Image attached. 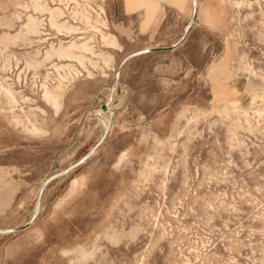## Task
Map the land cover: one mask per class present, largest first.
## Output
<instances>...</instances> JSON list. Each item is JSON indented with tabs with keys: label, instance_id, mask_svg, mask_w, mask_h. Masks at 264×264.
<instances>
[{
	"label": "rangeland",
	"instance_id": "obj_1",
	"mask_svg": "<svg viewBox=\"0 0 264 264\" xmlns=\"http://www.w3.org/2000/svg\"><path fill=\"white\" fill-rule=\"evenodd\" d=\"M0 264H264V0H0Z\"/></svg>",
	"mask_w": 264,
	"mask_h": 264
},
{
	"label": "bare ground",
	"instance_id": "obj_2",
	"mask_svg": "<svg viewBox=\"0 0 264 264\" xmlns=\"http://www.w3.org/2000/svg\"><path fill=\"white\" fill-rule=\"evenodd\" d=\"M34 4H35V3H34ZM194 4H195V7H196V0H194ZM32 6H33V5H32ZM72 7H73V6H72ZM74 13H75V12H74ZM98 15H100V14H98ZM105 27H106V26H105ZM98 29H99V28H98ZM28 34H29V33H28ZM109 36H110V35H109ZM104 37H105V35H104ZM108 38H109V37H108ZM113 38H114V37H113ZM114 39H115V38H114ZM112 40H113V39H112ZM106 41H107V40H106ZM108 41H109V40H108ZM115 42H116V41H115ZM115 42H114V44H115ZM113 46H114V45H113ZM115 46H116V45H115ZM118 46H119V45H117L116 47L118 48ZM116 47H115V48H116ZM75 48H76V47H75ZM81 49H82V48H81ZM118 49H119V48H118ZM85 53H86V52H85ZM72 54H73V53H72ZM52 55H53V54H52ZM67 55H68V54H67ZM104 56H105V55H104ZM81 57H82V56H81ZM105 57H106V56H105ZM107 57H108V56H107ZM109 57H110V56H109ZM76 59H77V58H76ZM58 70H59V69H58ZM67 70H68V69H67ZM64 71H65V70H64ZM68 72H69V71H68ZM67 78H68V77H67ZM41 85H42V84H41ZM44 87L47 88V86H44ZM59 87H61V86H58L57 88H59ZM55 89H56V88H55ZM3 90H4V89H3ZM47 91H48V89H47ZM51 91H52V90H51ZM55 91H56V90H55ZM57 91H59V89H57ZM48 92H49V91H48ZM49 93H50V92H49ZM49 93H48V94H49ZM56 93H57V92H56ZM43 94H45V93H43ZM46 94H47V93H46ZM46 94H45V95H46ZM7 95H8V94H7ZM52 95H53V94H52ZM9 97H10V96H9ZM54 97H55V96H53L52 99H55ZM90 114H91V113H90ZM107 122H108V121H107ZM33 126H34V125H33ZM34 128H35V127H34ZM129 129H130V128H129ZM96 147H97V146H96Z\"/></svg>",
	"mask_w": 264,
	"mask_h": 264
},
{
	"label": "snow or ice",
	"instance_id": "obj_3",
	"mask_svg": "<svg viewBox=\"0 0 264 264\" xmlns=\"http://www.w3.org/2000/svg\"><path fill=\"white\" fill-rule=\"evenodd\" d=\"M194 51H195V48H194ZM196 60H195V57H193V64H195ZM185 71H190V69L188 68L187 65H185V68H184ZM194 75V73H193Z\"/></svg>",
	"mask_w": 264,
	"mask_h": 264
}]
</instances>
